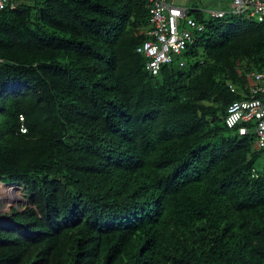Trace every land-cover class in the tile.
<instances>
[{
  "label": "trees",
  "instance_id": "16d2710c",
  "mask_svg": "<svg viewBox=\"0 0 264 264\" xmlns=\"http://www.w3.org/2000/svg\"><path fill=\"white\" fill-rule=\"evenodd\" d=\"M191 6L203 29L156 75L145 0L0 10V182L28 200L0 264H264V149L224 121L264 22Z\"/></svg>",
  "mask_w": 264,
  "mask_h": 264
},
{
  "label": "built area",
  "instance_id": "2783aa9c",
  "mask_svg": "<svg viewBox=\"0 0 264 264\" xmlns=\"http://www.w3.org/2000/svg\"><path fill=\"white\" fill-rule=\"evenodd\" d=\"M17 1L0 0V10L14 9ZM186 1L145 0L149 13L148 27L144 32L147 37L136 47V51L146 58L145 69L152 75H156L164 64L174 62L182 66V53L194 41V32L203 29V24L187 14L194 7ZM230 1L232 9L206 8L204 11L213 18L227 13H243L264 22V0ZM249 78L253 82L249 81L245 97L227 105L224 121L228 128L236 127L239 134L253 132L257 146L264 149V55L262 69L252 71ZM230 87L233 91L234 88Z\"/></svg>",
  "mask_w": 264,
  "mask_h": 264
},
{
  "label": "rangeland",
  "instance_id": "374dc122",
  "mask_svg": "<svg viewBox=\"0 0 264 264\" xmlns=\"http://www.w3.org/2000/svg\"><path fill=\"white\" fill-rule=\"evenodd\" d=\"M201 1V2H200ZM185 3L192 5H200V7H207V9H218V8H226L232 9L233 6L230 0H187ZM250 82H253V79L249 78ZM264 160V154L261 158ZM8 186L12 187L10 184L3 185L0 183V212H8L11 210L12 207L20 205L21 196H24L22 191H11ZM27 204V202L23 203L22 205Z\"/></svg>",
  "mask_w": 264,
  "mask_h": 264
},
{
  "label": "water",
  "instance_id": "95a60500",
  "mask_svg": "<svg viewBox=\"0 0 264 264\" xmlns=\"http://www.w3.org/2000/svg\"><path fill=\"white\" fill-rule=\"evenodd\" d=\"M0 183L3 184V185H8L6 183H2V182H0ZM16 189H19V188H16ZM27 201H28L27 198H25L24 196H21V201H20L21 204H23V203H25Z\"/></svg>",
  "mask_w": 264,
  "mask_h": 264
},
{
  "label": "clouds",
  "instance_id": "9594fccd",
  "mask_svg": "<svg viewBox=\"0 0 264 264\" xmlns=\"http://www.w3.org/2000/svg\"><path fill=\"white\" fill-rule=\"evenodd\" d=\"M22 205V204H21Z\"/></svg>",
  "mask_w": 264,
  "mask_h": 264
}]
</instances>
